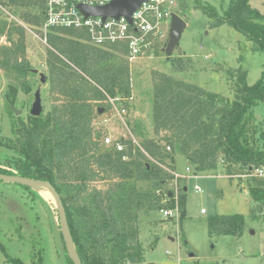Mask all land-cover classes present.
<instances>
[{
    "label": "trees",
    "instance_id": "trees-1",
    "mask_svg": "<svg viewBox=\"0 0 264 264\" xmlns=\"http://www.w3.org/2000/svg\"><path fill=\"white\" fill-rule=\"evenodd\" d=\"M44 1L8 0L18 6L37 7L36 13L24 12L21 18L38 27L43 20ZM208 15L215 18L212 26H233L264 51L261 22L264 15L251 7L249 0H232L222 16L216 11ZM1 36L6 37L8 44H0V69L9 82L0 98V146L15 152L9 161L16 172L3 168L0 172L47 180L55 187L83 264H142L143 250L133 226L134 211L144 202L148 203V209L162 208L158 204L160 198L155 193L151 195L150 190L162 186L171 177L146 155L169 168L173 157L170 153H160L158 140L147 138L139 145L130 137L121 140L126 144L122 151H117L114 145L106 148L101 133L92 126L100 108L107 109L110 105L105 103L108 94L131 96L129 66L124 54L115 45L108 48L90 45L84 31L50 28L46 33V82L55 103L45 115L28 114L25 122L12 109L19 91L29 94L32 90L28 76L34 75V70L25 56L24 29L0 18ZM229 74L234 79L233 100L166 73L152 72L153 130L156 134L164 131L160 140L173 152L182 154L196 172L216 169L220 156L226 162L228 175L264 165V149L257 143L253 113V107L264 100V78L248 84L246 70L236 68ZM1 85L0 78V88ZM2 111L10 118L12 137L1 135ZM98 178L108 181L106 189L89 188ZM136 179L152 181L151 187L139 191ZM246 180L250 198L259 206L264 205V177L248 176ZM21 186L36 194L31 188ZM88 198L92 203L85 207L84 217L74 220L73 202ZM173 198L168 208L174 207ZM179 198L182 219L185 197ZM207 227L210 235L239 236L244 215H212L208 217ZM36 245L33 240L30 242L31 260L27 263L10 255L0 242L4 256L1 264H43L42 247ZM65 258L66 264H73L67 254Z\"/></svg>",
    "mask_w": 264,
    "mask_h": 264
},
{
    "label": "rangeland",
    "instance_id": "rangeland-1",
    "mask_svg": "<svg viewBox=\"0 0 264 264\" xmlns=\"http://www.w3.org/2000/svg\"><path fill=\"white\" fill-rule=\"evenodd\" d=\"M231 1L173 0L174 13L186 22L179 41L181 54L173 53L167 58L164 51L167 32L163 33L165 35L151 52L132 61H128L123 55L129 66L131 96L126 98L120 94H108L105 103H110L109 98L113 99L116 108L125 107V114L120 116L108 104L107 109L100 108L92 121V126L101 133L102 145L105 137H109L112 142L129 137H133L137 143L145 138L154 139L158 140L160 153H170L173 157L172 166L169 168L165 163L154 161L146 155L164 172L171 174L162 186L154 189L149 185L152 181L136 179L139 191L141 189L145 192L151 187V195L155 193L154 196L160 198L158 204L162 208H168L171 196H174L173 199L178 205V215L173 217H164L162 208L148 209L147 202L134 211L136 219L133 226L136 240L140 242L143 250L142 264H264V205L259 206L250 198L246 184L248 180L229 177L222 156L218 158L216 169L196 172L182 154L173 152L164 140H160L165 132L156 134L151 121L153 71L166 73L174 79L216 92L230 100L234 99V79L230 77V71L236 68L246 70L248 84L264 78V51L259 50L253 41L233 26H212L215 18L208 13L216 11L222 16ZM249 4L264 15V0H249ZM24 12L36 13L37 7L18 6L8 0H0V18L23 27L25 56L36 70L34 75L28 76L31 92L26 94L19 91L13 106L22 110L19 116L26 122L37 87L41 88L42 115L51 109L55 100L48 92V82L40 83L39 73L47 75L48 45L44 40V32L38 26L24 22L21 18ZM261 22L264 24V19ZM13 37L16 38V35ZM0 44H8L5 36L0 37ZM0 78L2 98L9 79L1 69ZM253 113L258 129L257 143L264 149V100L253 107ZM1 126V135L12 137L10 118L4 111L1 115ZM111 145L104 147L110 148ZM13 155L15 152L12 149L0 146V168L16 172L9 161ZM174 173L180 176L175 177ZM93 186L106 189L108 181L98 178L90 183L89 188ZM39 188L32 189L35 194L19 184L0 181V242L10 255L29 263L30 242L33 240L42 247L43 264H66L55 202L50 193L48 197H43L38 191ZM167 190L170 191L168 195ZM72 195L75 196V192ZM183 195L185 216L181 219L178 201ZM90 202V198L73 202L74 220H82L85 207ZM234 213L244 215L241 235L209 234L208 217ZM3 259L0 251V264Z\"/></svg>",
    "mask_w": 264,
    "mask_h": 264
},
{
    "label": "built area",
    "instance_id": "built-area-1",
    "mask_svg": "<svg viewBox=\"0 0 264 264\" xmlns=\"http://www.w3.org/2000/svg\"><path fill=\"white\" fill-rule=\"evenodd\" d=\"M111 0H45L43 10V20L39 28L42 30L44 40L50 28L64 27L84 31L87 42L90 45L108 48L115 45L122 51L128 61L151 52L160 41V38L168 32L171 14L174 12L173 0H144L132 12L131 20L120 15L115 17L102 18L101 16H85L77 7L79 4L87 6H101ZM168 28V30H167ZM109 102L116 112L121 116L125 114V107L116 108L113 99ZM132 142L138 144L131 137ZM114 145L117 151L125 149L126 144L122 141L112 142L109 137L104 138L103 145ZM139 145V144H138ZM186 171L189 168L186 167ZM175 177L180 176L174 173ZM235 179L246 178L248 176L264 177V165L249 167L246 173H235L228 175ZM199 190V188H197ZM164 217L178 215V205L173 208H162Z\"/></svg>",
    "mask_w": 264,
    "mask_h": 264
},
{
    "label": "water",
    "instance_id": "water-1",
    "mask_svg": "<svg viewBox=\"0 0 264 264\" xmlns=\"http://www.w3.org/2000/svg\"><path fill=\"white\" fill-rule=\"evenodd\" d=\"M144 0H111L110 2L101 5V6H87L79 4L77 7L80 12L85 16H101L102 18L106 17H115L117 18L120 15L127 17L128 20H131L132 12L143 2ZM186 26V22L178 14L172 13L170 19V25L168 30V39L165 45V53L167 58H170L173 53L181 54V47L179 41L182 36V32ZM36 71L35 69H33ZM40 83L43 84L46 82V75L39 73ZM33 101L31 103L29 114L32 116H39L42 113V98H41V88L37 87L33 94ZM15 115H20L22 110L12 107ZM0 181L8 183H16L19 185L27 186L31 189L36 187H45L48 192L53 197V200L56 205V212L58 216L60 233L65 247L66 254L68 258L72 261L73 264H83L79 254L77 253L73 237L68 225L66 210L61 200V197L55 187L47 180L43 179H34L30 177L21 176L18 174H6L0 172Z\"/></svg>",
    "mask_w": 264,
    "mask_h": 264
},
{
    "label": "bare ground",
    "instance_id": "bare-ground-1",
    "mask_svg": "<svg viewBox=\"0 0 264 264\" xmlns=\"http://www.w3.org/2000/svg\"><path fill=\"white\" fill-rule=\"evenodd\" d=\"M38 191L43 197H48L49 196V192H48V190L45 187H40Z\"/></svg>",
    "mask_w": 264,
    "mask_h": 264
},
{
    "label": "crops",
    "instance_id": "crops-1",
    "mask_svg": "<svg viewBox=\"0 0 264 264\" xmlns=\"http://www.w3.org/2000/svg\"><path fill=\"white\" fill-rule=\"evenodd\" d=\"M187 162V161H186ZM189 172V171H188ZM185 189V188H184ZM260 213H262V212H260ZM260 213H258V214H260ZM255 217H257V214L255 215Z\"/></svg>",
    "mask_w": 264,
    "mask_h": 264
}]
</instances>
